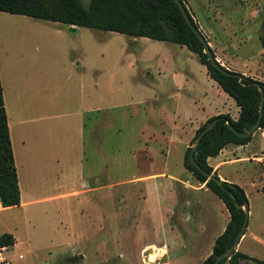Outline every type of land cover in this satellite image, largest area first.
Returning <instances> with one entry per match:
<instances>
[{
  "label": "rangeland",
  "instance_id": "374dc122",
  "mask_svg": "<svg viewBox=\"0 0 264 264\" xmlns=\"http://www.w3.org/2000/svg\"><path fill=\"white\" fill-rule=\"evenodd\" d=\"M183 2L224 68L264 81L263 19L261 13L250 17L245 8L257 3L264 9V0ZM34 22L53 31L64 27ZM51 33L46 37L54 45L53 57L65 56L72 60L70 70L87 76L89 85L97 82L92 105L99 110L83 114L81 166L55 190L79 192L2 213L9 227L19 229L17 245L3 253L7 264H197L223 231L227 212L208 190L182 194L179 180L193 179L183 169L184 150L206 117L236 118L233 100L184 46L84 27ZM56 78L59 103L66 97L64 79ZM245 155L249 161L235 158ZM221 158H235L222 163L216 175L242 188L248 229L264 241V126L246 144L224 146L210 163ZM183 199L186 229L168 214L174 201L178 206ZM145 244L164 245L167 260H154L159 250L151 253L150 246L140 250ZM242 245L249 256L264 260L263 243L246 238Z\"/></svg>",
  "mask_w": 264,
  "mask_h": 264
},
{
  "label": "crops",
  "instance_id": "0c3cea01",
  "mask_svg": "<svg viewBox=\"0 0 264 264\" xmlns=\"http://www.w3.org/2000/svg\"><path fill=\"white\" fill-rule=\"evenodd\" d=\"M256 5V8H251L247 5H245V8L251 9L249 12L250 17H258L259 13H261L263 19L262 27L264 29V9L259 7L257 3ZM35 19L39 18L0 11L1 96L19 191L18 205L0 206V234L7 233L13 238V243L5 246V250L0 251V255H3L8 250V247L17 245L19 232L15 225L9 227L6 224L2 213L13 208L25 209V207L36 203L49 202L55 197L63 198L79 192L75 190L55 192V190L63 187L61 180L70 178L73 167L78 171L79 166H81L83 114L88 110H99L95 105H92L97 95V82L94 85H89L87 76L70 70L67 64L72 63V60L68 63L67 59L65 60V56H63L64 59L62 57L56 60L53 57L55 52L54 45L48 43V37H46L50 31H52L51 35L56 36L57 34L65 33V31L76 33L83 27L61 23L64 27L56 28L53 31L41 28L37 22H34ZM57 76L64 79L61 92L67 97L62 98L59 103L56 101ZM71 93H73L72 98L70 97ZM89 102L91 105H89ZM216 114L218 113L213 115ZM198 125L199 123L195 124V128ZM222 149L218 154L222 152ZM218 154L206 159L207 164L215 174L224 162L235 158L249 161V156L245 155L232 159L221 158L210 163V160L214 159ZM257 158L262 159L263 156ZM183 169L185 168L183 167ZM219 178L226 179L221 176ZM57 179L60 181L58 185L56 184ZM227 181L231 182L230 180ZM179 182L183 195L188 190L210 191L204 186V183H199L194 177L192 180L180 179ZM152 191L154 200L157 202L158 194L155 193V189ZM213 195L215 196V194ZM182 201L178 206L175 205L174 201V208L168 210V214L172 218L173 223L178 222L186 229V220L189 218L188 205L185 199ZM248 207L249 205L247 204V212L249 210ZM152 211H154V208H152ZM224 211H226L225 207ZM26 212L22 210V213L26 214ZM224 226L221 230L224 229ZM259 236L257 231L248 229L246 222L245 229L236 244L235 250L248 255V251L242 243L247 238L252 242L264 244V241ZM147 246H150L148 249H151V253L155 249L159 250L154 260L159 258L167 260L168 249L164 245L145 244L140 250ZM210 251L211 247L209 251L206 249L197 264ZM243 262L244 260H241L240 264ZM224 263H227V261ZM164 264H168L167 261Z\"/></svg>",
  "mask_w": 264,
  "mask_h": 264
},
{
  "label": "trees",
  "instance_id": "16d2710c",
  "mask_svg": "<svg viewBox=\"0 0 264 264\" xmlns=\"http://www.w3.org/2000/svg\"><path fill=\"white\" fill-rule=\"evenodd\" d=\"M84 1L0 0V11L57 21L67 25L113 31L132 37L166 41L184 46L194 53L199 63L204 65L208 77L216 82L238 108L237 116L234 119L230 118L227 113H218L206 118L194 130L191 139L194 142V137L200 129L210 120L216 119L215 124L200 136L197 145L192 150V158L202 170L208 173L212 172L213 175L217 176L207 164V157L217 155L228 143L243 145L250 140L251 134L239 136L228 128L226 122L236 131L243 132L247 130L256 119L260 92L263 100L258 127L262 128L264 126V81L231 70H229V73H223L213 67L202 52V43L187 26L178 7L172 0ZM180 2L183 4L191 22L197 27L183 0H180ZM211 53L213 54L212 50ZM189 150V147L184 150L183 167L195 180L204 183V186L215 194L228 213V220L224 229L214 239L210 253L198 263L210 264L215 256L234 240L243 220V209L236 207L235 204L246 202V196L237 184L222 181L221 186H218L213 180L206 179L205 175L190 163L188 159ZM18 204L19 191L0 86V206L7 207ZM12 243L13 238L10 234H0V247ZM241 260L248 261V264H264L263 260L250 257L237 250H233L216 264H223L225 261L228 264H240Z\"/></svg>",
  "mask_w": 264,
  "mask_h": 264
},
{
  "label": "water",
  "instance_id": "95a60500",
  "mask_svg": "<svg viewBox=\"0 0 264 264\" xmlns=\"http://www.w3.org/2000/svg\"><path fill=\"white\" fill-rule=\"evenodd\" d=\"M176 6L178 7L182 17L184 18V21L186 22L187 26L190 28V30L194 33V35L198 38V40L202 43V52L206 55L207 59L209 60L210 64L219 69L220 71H222L223 73H229L230 71L226 68H224L222 66V64H220L218 62V60L215 58V56H213V54L211 53V50L208 46V43L206 42L205 38L203 37V35L201 34V32H199L198 28L194 26V24L191 22L189 15L187 14L183 4L180 2V0H172ZM262 100H263V96L262 93L260 92V99L258 102V113L256 116V119L254 120V122L250 125V127L243 131H236L235 129H233V127H231V125L226 122L228 128L234 132L235 134L239 135V136H248L250 135L254 130H256L259 124V119H260V115H261V108H262ZM216 119H212L210 120L208 123L205 124V126L203 128L200 129V131L198 132V134H196V136L194 137V142L193 145L190 146V150L188 152V159L190 161V163L192 164L193 167H195L196 169H198L203 175H205L206 179H210L213 180L218 186H221V182L223 181L222 179H220L219 177L213 175L212 172L208 173L204 170H202L199 165L195 162V160L192 158V150L194 149V147L197 145L200 136L205 133L207 130H209L214 124H215ZM221 131V130H220ZM236 207H240L243 209V220L242 223L240 225V228L236 234V236L234 237V240L232 241V243L225 248L222 252H220L217 256H215V258L210 262V264H216L219 260H221L223 257H226L230 254V252H232L233 250H235L236 244L240 238V236L242 235L245 226H246V222H247V216H248V212H247V201L242 203V204H235Z\"/></svg>",
  "mask_w": 264,
  "mask_h": 264
},
{
  "label": "built area",
  "instance_id": "2783aa9c",
  "mask_svg": "<svg viewBox=\"0 0 264 264\" xmlns=\"http://www.w3.org/2000/svg\"><path fill=\"white\" fill-rule=\"evenodd\" d=\"M2 250H5V246L0 247V251H2ZM17 258H21V255L18 254ZM7 262H8L7 258L3 255H0V264H7Z\"/></svg>",
  "mask_w": 264,
  "mask_h": 264
}]
</instances>
